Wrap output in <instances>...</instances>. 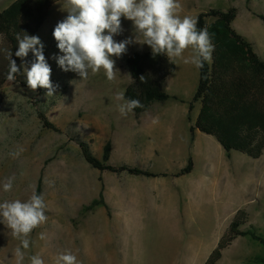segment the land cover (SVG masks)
<instances>
[{"label":"rangeland","instance_id":"374dc122","mask_svg":"<svg viewBox=\"0 0 264 264\" xmlns=\"http://www.w3.org/2000/svg\"><path fill=\"white\" fill-rule=\"evenodd\" d=\"M21 1L0 0V17ZM178 3L181 18L197 19L212 9L219 10L222 14L208 18L209 26L220 19L230 21L229 27L254 44L264 60V0H178ZM63 4L64 0H36L28 13H22L19 18L20 35L38 36L43 43V53L52 69L51 81L58 87L49 97L47 89L32 91L21 83L7 90L0 110V203L17 199L26 202L33 191L37 194L42 180L48 226L51 225L50 217L64 211L76 230L87 223L95 228L105 221L113 231L105 236L96 234L102 242L99 247L111 254L117 264H206L236 214L242 210L251 217L244 229L255 231L264 239V155L259 160L238 151L228 156L214 136L203 132L191 141L190 128L196 126L202 114L200 101H193L199 86V69L183 62L191 56V49L176 61L173 74L160 79L163 91L178 99L157 105L153 112L142 113L144 122L137 128L139 117L136 116L141 115L132 111L122 116L118 105L123 101L116 99V93L123 92L125 96L127 88L135 82L128 63L133 54L152 49L146 44L130 43L125 54L112 57L117 70L112 82L107 80L103 70L90 74L87 80H82L75 72L63 71L57 62V57L63 53L53 35L58 22L68 15L62 10ZM232 9L237 11L235 18L228 17ZM122 29L121 34L114 36L117 42L133 38L132 21L122 18ZM9 47L7 32L0 29V48ZM35 59L31 51L26 60L14 59L22 73L18 75L20 80L27 82L24 65L30 68ZM147 71L150 75L151 71ZM191 102H194V109L190 116ZM40 113H44L60 132L48 130ZM153 116L161 122L146 123ZM213 116L206 117L207 128L213 130L211 127L217 129L218 126L239 147L249 145L259 132L260 119L256 112L220 120ZM168 122L180 127L173 136L174 143L165 129L172 124ZM108 142L114 147L110 163L117 167L127 165L157 174H181L189 168L192 158L191 177L186 175L178 180L168 177V180L169 184L184 188L189 180L195 179L196 184L201 183L200 198L192 202L171 201L161 188L166 182L161 177L153 179L160 189L148 200L122 204L114 211L97 206V202L86 204L99 196L96 198L92 188H87L93 196L81 198L79 192L85 189L83 181L98 183V186L100 177L109 184L116 179H146L128 173L101 176L95 173L98 171L86 161L81 145L86 143L93 155L102 159ZM144 147L153 148L157 153L142 155ZM13 152L19 155L13 158L10 155ZM10 177L15 178L13 188L5 192L3 184ZM91 215L96 219L87 222ZM64 218L67 219L63 216V222ZM15 238L0 222V264H16L13 253L18 243ZM30 249L26 250L27 257L23 261L27 264L31 263V256L36 255L33 250L37 246L33 244ZM218 264H264V244L251 237H241L225 250Z\"/></svg>","mask_w":264,"mask_h":264},{"label":"clouds","instance_id":"9594fccd","mask_svg":"<svg viewBox=\"0 0 264 264\" xmlns=\"http://www.w3.org/2000/svg\"><path fill=\"white\" fill-rule=\"evenodd\" d=\"M180 8L178 0H64L62 10L67 11L68 15L58 22L53 32L57 46L63 53L57 57V62L63 71L75 72L82 80L103 70L107 80L112 82L117 71L112 57H121L130 43H137L148 45L154 57L166 56L170 64H175L183 58L186 50L191 49V56L184 58L183 62L198 69L203 68L205 62H212L215 45L207 28L198 30L197 19L190 16L181 18L178 14ZM122 18L133 22L134 36L117 42L114 36L123 31ZM17 42L19 48L15 55L22 61L26 60L30 51L36 57L30 68L24 65L27 87L32 91L47 89V96H53L58 86L54 87L51 81L52 69L43 53L44 45L40 38L27 33L23 36L18 34ZM3 51L9 60L7 79L15 81L22 74L20 67L12 58L11 50ZM140 79L143 82L144 76ZM116 99L123 101L118 105L122 116L143 107L137 99L125 100L123 92H117ZM10 155L15 158L19 152ZM14 179L10 177L3 184L5 192L12 190ZM46 209L43 194H36L35 191L26 202L17 199L0 203V222L11 230L13 237L20 240L13 253L16 264H23L24 250L29 248L28 237L32 231L46 223ZM30 259L31 264H45L40 254ZM55 264H79V261L76 255L66 251L58 254Z\"/></svg>","mask_w":264,"mask_h":264},{"label":"trees","instance_id":"16d2710c","mask_svg":"<svg viewBox=\"0 0 264 264\" xmlns=\"http://www.w3.org/2000/svg\"><path fill=\"white\" fill-rule=\"evenodd\" d=\"M35 2L36 0H22L20 3L14 4L0 17V29H5L9 36L10 47L8 50L12 51V58L15 60L17 59L15 53L19 48L17 42V35H20L19 18L22 13H28ZM219 14H222L219 10L212 9L209 13L200 14L197 18L198 30L207 28L211 42L215 45V50L212 62H205L203 68L199 69V86L193 101H200L202 114L198 117L196 126L190 128L191 141H195L196 132L200 130L214 136L228 156L233 151H238L253 160H259L264 155V60L256 52L254 44L241 38L229 27L230 21L220 19L212 27L209 26L208 18L217 17ZM236 15V9H232L228 17L233 16L235 18ZM33 31L35 32L34 29ZM3 50L0 48V110L6 100L8 89L19 83L27 86V82L20 80L18 77L15 81L7 79L9 60ZM128 63L133 71L135 82L127 88L125 99H137L141 102L143 107L133 110L137 115H141L146 111L153 112L157 105L164 104L170 99H178L164 92L160 84L162 77L171 75L176 70V65L170 64L166 56L158 55L154 57L152 51L135 53ZM147 70L151 71L150 75ZM141 76H144L143 82L140 79ZM194 102L189 104L190 116L191 111L194 109ZM248 112H256L260 119L259 132L249 145L239 147L218 126L217 129L211 127L213 130L207 128L209 127L206 124L207 116L214 115L213 117L220 120L243 116ZM39 117L48 130L60 132V129L50 122L44 113H40ZM81 149L88 164L101 173H128L131 176L147 178L168 176L165 173H152L127 165L118 167L111 165L113 151L111 142H108L105 146L102 159L93 155L90 146L86 143L81 145ZM193 171L194 162L190 158L189 168L182 171L179 176L190 175ZM99 181L103 183L104 188L102 177L99 178ZM41 193L42 180L37 188V194ZM96 205L107 207L103 193L101 194V200ZM250 219V214L247 211L242 210L236 214L206 264H218L222 260L225 250L241 237H251L264 244V239L257 232L244 229Z\"/></svg>","mask_w":264,"mask_h":264},{"label":"crops","instance_id":"0c3cea01","mask_svg":"<svg viewBox=\"0 0 264 264\" xmlns=\"http://www.w3.org/2000/svg\"><path fill=\"white\" fill-rule=\"evenodd\" d=\"M143 116L144 115L136 116L137 118L139 117L136 126L137 128L143 125L144 122V120H142ZM150 119L151 120H146V123L158 124L161 122L157 119L154 120L155 116L151 117ZM168 123H172V122H168ZM165 129L169 132L171 141H173L174 143L175 141L173 139V136L174 134H176V131L180 129V127L172 123L171 125H167ZM201 134L202 132L198 130L196 132V138H198ZM113 153H114V147L112 154ZM153 153L155 154L157 153L153 150V148L150 149L149 147H144L141 149L142 155H152ZM97 171L98 172L95 173H98L99 175L104 174L101 173L99 170ZM165 174H167L168 176L163 177L166 180V182L162 184L161 188H163L164 192H166V196H168L171 201L192 202L200 198L201 196L200 182L198 185L196 184L195 179L189 180L187 184L184 186V188H181L176 186L175 184H169L170 182L168 180V177L178 180L180 178H184L186 175L179 176L180 173L173 174L167 172H165ZM191 176L192 173L189 175V177ZM144 178L146 179L140 181L133 180V178L125 179V180L116 179L112 184H109L108 181L105 180L104 188H103V183H101L100 181L98 186H96V184L98 183L90 184L89 182L83 181L81 183L82 186H85V189H83V191H80L79 193L82 194L81 198L85 197L86 199L93 195L96 196V198L99 196L96 200L86 201V204H88L89 202L98 203L101 200V194L103 193L104 201L107 207L109 209L110 208L113 209L114 211L120 208L122 204L126 206V205H132L134 201L148 200V198H150V196L152 195L153 192L156 191V189H160V187H156L155 182H152L153 179L155 178H147V177ZM147 180H150V182H148ZM121 187L123 188V190L121 189ZM174 187H176V189ZM87 188L89 189L92 188L93 195L90 194L91 190ZM63 216L67 218V219L64 218L65 219L64 222H63ZM94 216L95 215H93V218L92 215L88 216L86 221L91 222L93 219H96ZM50 221H51L50 226H48L49 221H46V223L41 225L36 232L31 233L30 236L28 237V239L30 240V245L27 250H31L30 248H32V245L35 244L37 246V249L33 250V252H35L36 254H40L44 259L45 264H55V260L58 254L66 251H70L72 254L76 255L79 264H117L115 263L116 259L111 254H107L106 252L103 251V248L99 247V245H101L102 242L99 240V237L96 234L98 235L102 234L101 236L103 235L105 236V235H110L111 232L113 231L112 228L106 226V222L104 221V219H103L104 224L101 226H97L94 228L89 226L90 223H87V225L78 228L79 230H76V227L70 221L68 216H66V211L55 213L54 217H50ZM117 224L114 225V228L117 227ZM118 225L120 228L121 227L120 223ZM41 234H43L44 237L43 239H41ZM16 239L17 238H15L14 240ZM17 243L19 246L20 245L19 239H17ZM24 251L26 258L27 257L26 250ZM23 264H27V263L23 262Z\"/></svg>","mask_w":264,"mask_h":264}]
</instances>
